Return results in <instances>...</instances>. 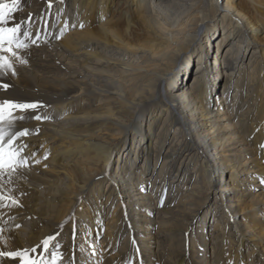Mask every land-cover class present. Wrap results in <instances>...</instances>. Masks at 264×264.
Segmentation results:
<instances>
[{
	"label": "bare ground",
	"instance_id": "6f19581e",
	"mask_svg": "<svg viewBox=\"0 0 264 264\" xmlns=\"http://www.w3.org/2000/svg\"><path fill=\"white\" fill-rule=\"evenodd\" d=\"M165 1L177 3L174 14ZM233 1L20 0L5 26L24 21L22 28L33 22L43 30L31 31L39 46L20 51L28 63L13 59L17 74H0L10 85L0 99L45 105L38 111L50 119L24 125L39 128L24 143L25 155L41 162L4 185L22 206L0 208V251L54 235L49 247L59 245V264H264V20L260 0ZM219 21L230 39L223 49L234 51L205 66ZM244 44L256 49L247 66ZM195 50L204 67L183 86ZM219 73L216 99L210 87ZM129 136L124 164L112 167ZM141 155L155 161L148 175L131 168ZM215 192L216 210L206 209ZM116 204L115 235L99 248L110 225L104 210ZM155 210L170 218L162 219L166 231ZM126 232L130 250H117ZM179 234L187 249L176 258Z\"/></svg>",
	"mask_w": 264,
	"mask_h": 264
},
{
	"label": "snow or ice",
	"instance_id": "6c2138e0",
	"mask_svg": "<svg viewBox=\"0 0 264 264\" xmlns=\"http://www.w3.org/2000/svg\"><path fill=\"white\" fill-rule=\"evenodd\" d=\"M19 2L20 0H11V3L8 4L5 3V0H0V74L10 73L15 76L17 73L13 59L21 65H26L28 61L21 57L20 51L29 49L30 44L39 46L37 40L40 39V36L37 34L35 39L31 38L30 24L22 28L25 22L21 21L11 27L5 26L9 23L11 13L16 10ZM49 7H51L50 4ZM60 35L62 36L63 32ZM9 87L10 85L7 83L0 84V90H7ZM43 107L45 105L36 102L0 99V208L22 206L18 199L5 192L4 185L12 184L16 178L23 175L25 170L30 171L32 164L41 162L35 159V153L25 155L28 145L24 143V138L37 135L39 128L30 129L24 125L33 120L50 119L48 116H42L38 111ZM47 158L48 154H45L43 159L47 160ZM9 191L11 190L9 189ZM3 231L4 228L0 225V233ZM55 239L54 235H50L41 242V245L31 249L0 251V264L5 257L17 261L18 264H59L63 258V254L59 251V245L55 244L51 248L49 247ZM37 248L41 249L39 253H37Z\"/></svg>",
	"mask_w": 264,
	"mask_h": 264
},
{
	"label": "rangeland",
	"instance_id": "374dc122",
	"mask_svg": "<svg viewBox=\"0 0 264 264\" xmlns=\"http://www.w3.org/2000/svg\"><path fill=\"white\" fill-rule=\"evenodd\" d=\"M219 1H220L221 5H223V3H224L225 0H219ZM236 1L237 0L233 1V5L234 6H236L235 5ZM260 3H261V6L258 7L257 12L260 13V16H261L260 19L261 20H264V0H260ZM240 4L242 5V3H240ZM163 7H165V9H167L169 11L170 15H172V14L175 13L174 11H176V9H177V3L174 2V1H165L163 3ZM65 12H66V9H64V8L61 9V10H59V12H58V9L55 11V13L58 14V16L59 15H62L63 13L65 14ZM53 16H55L54 10L49 11L48 12L49 21H48V24L46 26V29L47 30H51L52 29L50 20L52 19ZM106 16H111V15H110L109 12H106ZM74 23H76V22H74ZM171 24H174V23H171ZM31 25H34L33 27H31V31L35 32L36 31V27L35 26H37V30H39L40 32H42L43 29H40V27H41L40 24L38 26L37 24H34L33 22H31ZM171 26L173 27L175 25H171ZM223 29H224V27L221 25V22L219 21L218 24H216L215 27H214L213 38L210 37V39H209L210 40V44H208V45H209V50H210V56L208 58V62H206L205 59L207 58V56H206V54H204L203 55V59H202L203 65L205 64V66H206V65H208V63L210 65L213 61L216 62L220 58H222V59L225 58L224 61L226 62L227 57L231 54V52L233 53V51H234V50H232L233 47H230L229 46L226 51H224V49H223L224 45H226L230 41V39H228L226 37H225V39H223V37H221L222 36V30ZM217 38H218V40L219 39H222V41L219 42L218 40H216ZM260 42L262 43V45H264V38H261V36H260ZM243 50H246V45L245 44L243 45ZM255 50L256 49L254 47H248L247 50L245 51L244 60H245V65L246 66L249 65V64H251L250 62H252L251 60L253 58L252 52L255 51ZM237 54L238 53L234 52L233 55L236 56ZM255 54H256V57H255L256 59L257 58H260L261 57V50H258V52L256 51ZM239 55H240V57L242 56L241 53H239ZM192 56L193 57H192L191 63H190V70L187 72L186 76L182 80V85L183 86L184 85H187V83L190 80L189 78L193 74V71L194 70L199 71V70H201L204 67V66L203 67L201 66V68H200V64H198L201 61H200V59L198 57V54H197V51L196 50L193 51ZM214 58L216 60H214ZM250 70H251V72H253V68H251ZM255 76H256V74H255ZM223 80L224 79H223L222 73H219V78H218V81L219 82L217 81L215 87H210V91H213L212 92L213 93V96L216 99L218 97V91H219V89L221 87V84L223 83ZM236 101H237V96H236V93L233 92L229 96V103L230 104H233V103H236ZM157 111L158 110H154L153 111V114L154 113H157ZM228 112H229V109H228V111H226V113H228ZM150 138H152L153 140L155 139L154 136H151ZM131 139H132V136H129L128 139L125 141V146L119 147L115 151V153L113 154V157H112V159H113L112 167H115L116 166V163H117V160L118 159L119 160L121 159L122 165L124 164L123 162L125 161V155L127 154L126 147L128 148V146L130 144H132V140ZM154 162H155L154 159H153V161L151 160L149 162L145 161V156L144 155H141L138 159H136L135 163L132 164V167L131 168H132L133 171L134 170L139 171L143 167L142 169H147L146 170V174L148 175V174H150V172H152V164H154ZM160 165H161V163H159V169H160ZM194 170H196L195 166H193V168L191 169V171H194ZM207 179L212 184V179H210V178H207ZM195 183H196V179H194L193 184H192V187L195 185ZM197 187H199V186H197ZM105 188L108 189V186H106ZM152 195L154 197H156L154 193ZM162 195H163V197L168 196V191H165L164 194L162 193ZM218 197H219V195H218L217 192H215L214 194H210L209 197H208V199H207L208 202L207 201L205 202V204H206L205 208L206 209L214 208L216 210V206L218 205V204H216ZM87 209H88V212H89V209H90V211L92 210V208H90V206L89 207L87 206ZM107 209L108 208H105L103 214L105 215V218H106V224H108V223L110 224L109 225V228H110L111 234L110 235L107 234V232H108L107 229H109V228L108 227H104V229H105L104 230V233H103V235H101V237L99 238V242H98L99 243L98 244L99 248H101L102 242L105 239H107L109 236H110L109 241L112 239V236L114 237V235H115V233H114V231H115L114 226L116 224H115L114 220H111V219H118V217H119V210H121V206H119V205L116 204V205H114V208L113 209H111V208L109 210H107ZM194 210L196 212L197 209L195 208ZM152 218L153 219H157L156 221L158 222L159 227H161V231H166L171 226V225H169L167 223L168 220H165V221L162 220V219H170V218L168 216H165V215L160 214L159 212L157 213L156 210L152 212ZM199 218H195V219H199ZM160 219L164 223H162V221ZM179 219H181V217H179ZM159 230H160V228H159ZM176 230L177 229L175 228V231ZM172 232H174V231H172ZM174 233H177L178 234L179 232L176 231ZM180 237H181V235L179 234V237L178 238L176 237L175 240L173 238V243L174 244H173V248L172 249H173V252H174L176 258L179 257L178 251H181L183 253L187 249L186 243L183 242L181 240L183 238L182 237L180 238ZM130 247H131V238H129V233L126 232L121 237V239L119 241V245H117V250H120L121 248H123V249L125 248L127 250H130Z\"/></svg>",
	"mask_w": 264,
	"mask_h": 264
}]
</instances>
